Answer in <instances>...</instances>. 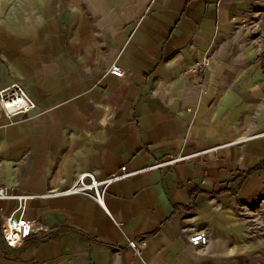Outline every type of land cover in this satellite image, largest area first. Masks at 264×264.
<instances>
[{"label": "crops", "instance_id": "1", "mask_svg": "<svg viewBox=\"0 0 264 264\" xmlns=\"http://www.w3.org/2000/svg\"><path fill=\"white\" fill-rule=\"evenodd\" d=\"M7 1L0 89L17 82L36 105L0 108V186L30 196L24 217L49 232L6 246L19 201L0 199V264H233L214 238L220 210L264 199V67L241 35L246 2ZM179 154L192 156L163 163ZM121 166L132 174L103 205L55 193Z\"/></svg>", "mask_w": 264, "mask_h": 264}, {"label": "rangeland", "instance_id": "2", "mask_svg": "<svg viewBox=\"0 0 264 264\" xmlns=\"http://www.w3.org/2000/svg\"><path fill=\"white\" fill-rule=\"evenodd\" d=\"M242 1L246 2V9L239 19L241 35L264 67V0ZM16 2L8 0V8ZM220 213L222 219L214 238L230 250L233 264H264V199L225 202ZM199 229L206 232L211 226L204 225Z\"/></svg>", "mask_w": 264, "mask_h": 264}, {"label": "built area", "instance_id": "3", "mask_svg": "<svg viewBox=\"0 0 264 264\" xmlns=\"http://www.w3.org/2000/svg\"><path fill=\"white\" fill-rule=\"evenodd\" d=\"M110 73L117 77L123 76V70L116 64L111 65ZM35 105L34 100L17 82H13L0 89V108L7 119L17 114L28 113L35 108ZM189 156L191 157L192 155L179 154L165 160L163 163H173ZM131 174L132 172L128 171L126 166H121L119 172H113L108 177L100 180L96 179L91 172H83L77 176L76 181L70 187L55 193H79L90 196L94 198L97 203L103 205L108 186L113 181L128 177ZM28 197L30 196L11 194L7 188L0 186V199L17 198L19 201L17 208L13 212L5 215L2 219V238L3 242L8 247H17L33 236L44 239L49 232L47 226L39 223L35 224L24 217L25 205L23 202ZM17 210L20 211L18 216L14 214ZM208 241V234L203 229L194 228L189 236V242L194 246L205 245ZM128 245L136 254L140 253L139 242L129 239Z\"/></svg>", "mask_w": 264, "mask_h": 264}]
</instances>
